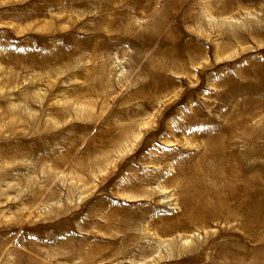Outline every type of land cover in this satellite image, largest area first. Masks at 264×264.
<instances>
[{"label": "rangeland", "instance_id": "374dc122", "mask_svg": "<svg viewBox=\"0 0 264 264\" xmlns=\"http://www.w3.org/2000/svg\"><path fill=\"white\" fill-rule=\"evenodd\" d=\"M212 1L0 0V264H264V0ZM213 151L252 211L188 225Z\"/></svg>", "mask_w": 264, "mask_h": 264}, {"label": "bare ground", "instance_id": "6f19581e", "mask_svg": "<svg viewBox=\"0 0 264 264\" xmlns=\"http://www.w3.org/2000/svg\"><path fill=\"white\" fill-rule=\"evenodd\" d=\"M176 3L180 2L182 3L183 0H174ZM217 0L212 1V4L207 5L208 10L213 11L214 10V4H217ZM214 7V8H213ZM226 10V7H221V11L224 12ZM185 13V12H182ZM188 15H191L190 11H186ZM193 16V15H191ZM188 19V18H187ZM233 36H227L224 38L225 41L233 40ZM224 159L223 155L217 151L212 152V162H213V168L211 170V180H204L202 179L201 170L195 169L190 174V180L192 186H196V188H199L198 190H195L190 195V208L189 211H185L186 216V222L189 225L190 223H197L200 221V215L196 217L195 219H190L187 217V215L192 212L193 214H199L200 212H205L209 215L210 220H215L220 217H225L227 221H231L234 218H239V215L235 212H231L234 210V205L239 204L240 209H247L249 211H252V207L250 206L253 200L247 199H240V197L237 195L236 188L237 186L242 183L248 188H256V184L252 183L249 179L248 181H242L243 178H245L242 174H239L237 177V172L232 169V180L227 182L226 184H223L222 177L223 175L218 172V164ZM221 164V163H220ZM204 171H207V169H204ZM247 178V177H246ZM226 180V179H224ZM223 188H230L231 192H229L227 195L221 193V189ZM250 206V207H249ZM252 214V215H251ZM245 216L250 217H258L256 214L249 213ZM263 218V217H261ZM206 223L208 222V220Z\"/></svg>", "mask_w": 264, "mask_h": 264}]
</instances>
